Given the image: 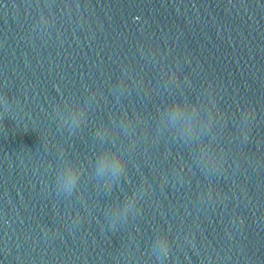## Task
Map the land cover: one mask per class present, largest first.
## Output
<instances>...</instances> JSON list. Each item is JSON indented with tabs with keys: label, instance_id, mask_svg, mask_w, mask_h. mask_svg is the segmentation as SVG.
<instances>
[{
	"label": "water",
	"instance_id": "95a60500",
	"mask_svg": "<svg viewBox=\"0 0 264 264\" xmlns=\"http://www.w3.org/2000/svg\"><path fill=\"white\" fill-rule=\"evenodd\" d=\"M41 12L48 15L44 0H0V95L16 101L10 117L0 112V264H154L148 249L167 226L176 239L166 264H264V56L240 0H55L51 26L39 23ZM121 82L130 90L117 102L111 90ZM92 92L76 134L58 129L52 108ZM179 98L202 110L220 104L212 131L228 163L211 178L219 199H199L209 180L193 163L195 145L169 133L152 140L158 109ZM247 105L256 122L242 147L236 124ZM124 111L144 121L129 150L128 182L108 195L83 176L90 214L73 225L80 200L55 190L61 151L90 172L110 147L94 131ZM110 136L128 149L118 129ZM179 159L192 171L173 187ZM145 177L151 187L143 185L140 214L111 232L113 199Z\"/></svg>",
	"mask_w": 264,
	"mask_h": 264
},
{
	"label": "clouds",
	"instance_id": "9594fccd",
	"mask_svg": "<svg viewBox=\"0 0 264 264\" xmlns=\"http://www.w3.org/2000/svg\"><path fill=\"white\" fill-rule=\"evenodd\" d=\"M54 3L55 0H44V8L47 9L48 15L43 12L39 14L40 24L51 26L54 20ZM129 83L138 88L134 82L130 81ZM209 83L216 90L214 84L211 81ZM129 90L130 87L121 82L111 91L119 102V98L128 93ZM96 96V92H92L83 102L69 96L62 100V106H54L51 115L57 128L63 129L69 136L76 134L81 125L87 122L88 112L96 101ZM15 103L16 101L9 100L7 94L0 95V112L3 113V118L10 117L9 113ZM221 115L220 104L216 101H213L211 109L202 110L199 104H192L184 98H179L172 100L162 109H158V123L155 128V135L152 137L153 142H158L165 133H169L174 140H178L187 146L195 145L198 149L192 156L193 163L209 180L206 189L199 194L202 203L212 201L214 196L216 199L220 198L211 178H218L223 175L225 165L228 163V152L220 146L216 134L212 131ZM143 122L142 117L136 112L124 111L120 112L119 117L111 116L107 125L101 123L94 131V137L99 140L101 146L107 141L110 147H102V151L95 157L94 162H89L90 172L83 162L65 157L61 151V164L55 170V190L57 194L63 195L66 199H70L75 194L80 200L81 208L74 210L73 225H78L85 216L90 214L80 191L83 176L87 175L90 179L95 180L94 187L100 188L102 186L108 195L113 193L114 188L121 190L122 178L126 183L128 182L129 150L136 148L139 142L137 125ZM255 122L256 113L252 106L239 107L236 131L239 133L238 139L242 147L251 143ZM115 129H118L129 141L128 149L122 144L118 145L115 139L111 138L110 132ZM204 137L208 138L207 142L204 141ZM177 166L173 169V187L185 182L183 174L186 168L188 172L192 171V166L181 159L177 160ZM161 179L165 185L169 183L167 174H161ZM143 185H148V188L151 187L146 177L142 179L140 186L134 187L129 193H123L122 197L113 199L105 214L111 232L114 233L118 230V223L126 222L130 217L134 218L140 214L141 208L138 205L144 200L147 192ZM43 231L46 236L49 230ZM175 239L170 226L161 230L148 249V254L154 259V264H166ZM184 239L189 244L193 243L187 235Z\"/></svg>",
	"mask_w": 264,
	"mask_h": 264
}]
</instances>
